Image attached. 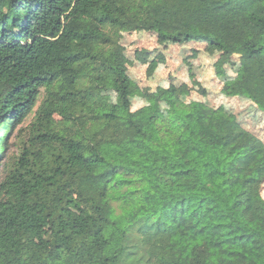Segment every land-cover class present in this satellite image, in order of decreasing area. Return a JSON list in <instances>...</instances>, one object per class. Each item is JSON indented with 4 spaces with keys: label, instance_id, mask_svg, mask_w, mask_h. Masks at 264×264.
I'll use <instances>...</instances> for the list:
<instances>
[{
    "label": "trees",
    "instance_id": "16d2710c",
    "mask_svg": "<svg viewBox=\"0 0 264 264\" xmlns=\"http://www.w3.org/2000/svg\"><path fill=\"white\" fill-rule=\"evenodd\" d=\"M126 28L236 57L264 114V0H0V264H264V140L172 83L134 110Z\"/></svg>",
    "mask_w": 264,
    "mask_h": 264
},
{
    "label": "rangeland",
    "instance_id": "374dc122",
    "mask_svg": "<svg viewBox=\"0 0 264 264\" xmlns=\"http://www.w3.org/2000/svg\"><path fill=\"white\" fill-rule=\"evenodd\" d=\"M69 25L72 29L83 31L74 22ZM114 62L125 68L131 77L134 110L150 106L154 112L164 114L160 89L172 83L177 86L184 101L202 100L209 106L224 110L264 140V114L250 100L241 96L227 97L222 93L223 83L235 77L239 71L240 62L236 57L220 50L209 52L204 42L178 45L167 42L160 35L146 29L126 28L121 31L120 50ZM62 88L66 91L72 86L66 84ZM87 100L98 101L100 112H108L116 101V94L114 91L99 96L91 94ZM75 102L80 103L83 100ZM39 103L40 101L34 110ZM32 116L33 113L23 124L30 123ZM21 125L12 132L10 143ZM7 154L1 155V167ZM262 192L264 196V186Z\"/></svg>",
    "mask_w": 264,
    "mask_h": 264
}]
</instances>
